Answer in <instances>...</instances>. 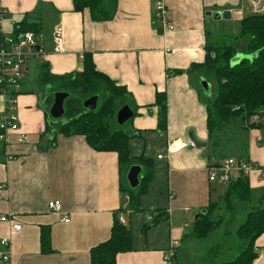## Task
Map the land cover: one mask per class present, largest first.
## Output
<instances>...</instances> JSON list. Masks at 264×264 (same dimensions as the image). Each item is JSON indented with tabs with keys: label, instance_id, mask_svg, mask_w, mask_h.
Here are the masks:
<instances>
[{
	"label": "crops",
	"instance_id": "1",
	"mask_svg": "<svg viewBox=\"0 0 264 264\" xmlns=\"http://www.w3.org/2000/svg\"><path fill=\"white\" fill-rule=\"evenodd\" d=\"M165 3L175 28L161 33L151 22L153 0H116L113 16L104 21L75 12L72 0H3L9 21L30 18L41 19L42 26L43 21L51 23L48 37L35 38L38 60L46 61L52 73L80 71L83 55L90 53L97 70L126 87L137 106L131 125L138 134L128 142L130 155L152 160V177L139 197L140 208L126 209L117 154L94 150L81 135L58 134L53 145L47 144L44 112L36 90L24 88L23 77L17 115L24 140L5 147L0 143V216L21 225L12 232L10 222L0 220V238L10 239L17 264H89L90 248L108 237L116 213L131 231V248L116 255V264H168L162 257L170 242H181L188 219L208 206L216 182L208 180L206 168L224 157L207 154L211 141L205 125V91L193 65L204 61L207 33L218 21L206 13L233 9L231 18L240 21L235 9L242 0ZM56 25L63 29V53L54 51L51 34ZM162 91L167 105L164 129L159 128V107L153 105L156 93ZM244 131L248 158L260 167L248 174L250 189L260 194L263 133L259 128ZM188 133L203 145L194 144ZM4 150L14 158L7 160ZM232 150L240 153L242 146ZM52 200L60 201L58 211L48 208ZM149 209H160L167 218L155 227L147 224ZM64 217L69 220L63 221ZM41 227L49 232L50 252L40 250ZM254 244L257 255L251 264H264V232Z\"/></svg>",
	"mask_w": 264,
	"mask_h": 264
},
{
	"label": "trees",
	"instance_id": "2",
	"mask_svg": "<svg viewBox=\"0 0 264 264\" xmlns=\"http://www.w3.org/2000/svg\"><path fill=\"white\" fill-rule=\"evenodd\" d=\"M75 12H86L92 20L110 19L116 7V0H72ZM42 28L41 19L23 18L14 25V31H32L35 34ZM204 61L193 65V71L207 80L210 93L204 94L206 108V129L210 140L214 131H219L229 121L239 118L244 128L264 130V14L246 15L239 21V31L235 34L212 35L207 33ZM244 57L233 66L230 60L236 54ZM209 78H212L211 83ZM38 98L44 103L45 131L48 143H55L56 135L65 137L81 135L86 143L97 151H112L117 154L118 172L120 175V192L126 198V209L137 210L139 197L145 193L152 177V160L143 154L130 155L129 140L138 134L131 121L119 125L116 112L123 105H129L134 116L137 114L132 95L125 86L117 84L108 75L96 69L90 53H85L82 69L65 74H54L46 61H40L36 79ZM201 89V88H200ZM56 91H65L69 97L65 100V113L60 118H52L48 108ZM98 95V105L93 111H86L82 101L90 95ZM153 105L160 111L159 128L166 126V95L157 92ZM259 120L253 122L252 118ZM264 132V131H263ZM212 141V145H216ZM239 160L250 161L247 154V142L237 155ZM133 164L142 167L140 183L131 189L126 181V172ZM255 164V163H254ZM259 167V166H258ZM226 208H233L234 202L245 203L243 220L236 229V235L246 240L234 259L220 264H251L256 257L255 239L264 232V188L258 198V204H252V195L248 175L240 173L226 184L224 193ZM219 207L209 201L205 214L192 221L191 235L205 237L221 221L214 215ZM126 209H120L121 212ZM154 225L162 217L160 209L146 211ZM131 248L130 227L122 223L116 213L108 237L93 245L89 250V264H116V255ZM40 250L50 252L49 232L41 227Z\"/></svg>",
	"mask_w": 264,
	"mask_h": 264
},
{
	"label": "built area",
	"instance_id": "3",
	"mask_svg": "<svg viewBox=\"0 0 264 264\" xmlns=\"http://www.w3.org/2000/svg\"><path fill=\"white\" fill-rule=\"evenodd\" d=\"M250 10L251 15L264 14V0H244ZM240 16L243 15V9L236 11ZM8 12L0 0V97L2 99V109L0 111V143L5 147L11 141L16 140L23 142L24 135L20 132V126L17 115L18 96L23 89V77L26 71L25 65L31 59H38L40 56V48L32 31H14L16 22L10 20L13 30L7 32L4 29V21L7 19ZM151 22L158 32L164 33L175 28L174 23L170 19V11L165 0H153ZM54 51L63 53V29L61 25H56L53 30ZM264 118L263 116L261 120ZM257 117L252 118L253 122H257ZM14 135L16 138L13 139ZM168 152L172 150L168 145ZM7 160H12L14 156L4 150ZM161 155L159 156V158ZM260 168L251 161L239 160L238 157H228L216 164L207 166L206 171L208 180L220 184H227L231 179L236 178L240 173L248 175L251 170ZM264 168V167H263ZM263 169H261V175ZM60 201L52 200L48 202V208L53 211L60 209ZM148 219L151 216L147 215ZM124 223V219L119 217ZM1 221L10 222L12 232L19 231L21 225L8 219L6 216H0ZM63 221L69 219L64 217ZM180 242L171 241L168 250L163 255V260L168 264H178L175 259L176 250ZM0 264H17L12 258L11 242L8 237L0 238Z\"/></svg>",
	"mask_w": 264,
	"mask_h": 264
},
{
	"label": "rangeland",
	"instance_id": "4",
	"mask_svg": "<svg viewBox=\"0 0 264 264\" xmlns=\"http://www.w3.org/2000/svg\"><path fill=\"white\" fill-rule=\"evenodd\" d=\"M239 9H243L242 17L250 14V10L244 0H242V3L235 9V11ZM228 10L229 9H227L226 11ZM229 11H231L232 16L234 12L233 9ZM18 20L13 19L14 22ZM42 24L43 26L41 31L36 33L35 36L38 41L41 40V36L48 37L50 32L49 29L51 27V23L47 22L44 25L43 21ZM214 25L216 26L210 28L212 35L235 34L239 31V21H237L234 17L230 19H227V17L222 18L215 22ZM3 26L7 32H11L13 30V25L10 23L8 18L4 21ZM51 37H53V33L51 34ZM39 62L40 60L38 59H31L25 65L28 68V71L24 75V88H26L27 91H30L34 88V90H36V96L40 94L39 92H37L38 89L35 88L38 74L37 65L39 64ZM209 80L211 83L213 82L212 78H209ZM37 100L40 103L39 108L43 111L42 104L44 103V101L42 102L38 97ZM128 123L129 122H126L127 125H129ZM261 131L263 133L262 140L264 143V130ZM211 139V149L207 151V154H211L212 151L214 155L218 154V158L224 157L220 161L227 159L228 157L237 156L238 152L234 151L235 149L231 151V147L235 145H240L243 147L244 143L249 141V139L247 138V133L244 131L243 125L239 118H235L229 121L219 131H214V133H212ZM212 141L215 143L217 141V146L212 145ZM216 158L212 157L211 159L217 160ZM254 170L257 169H253L251 171ZM262 174H264V170L262 171ZM262 177L264 176L261 175V178ZM215 184L216 185H212L213 190L211 189L212 193H210L209 201L219 204V207L214 209V215H218L217 218H219V221L221 222L218 226H215L213 230L209 232L205 237L197 238L190 234L192 221L194 220L195 215H197L196 211L187 221V224H189L186 226L188 232L185 236H183L180 242V246L177 250V255H175L177 259L176 261H178L179 264H220L223 261L234 259L235 256L239 253V250L245 245L246 240L244 241L237 237L236 229L243 220L246 204L242 202H234V204L232 205L233 208H226V202L223 198L226 190V185L220 183ZM251 195L252 204L257 205L258 198L260 196L259 191L258 193H256V191L251 190ZM147 215L148 214H145L146 218ZM147 224H151V221H148ZM158 224L160 223L155 224L154 227Z\"/></svg>",
	"mask_w": 264,
	"mask_h": 264
},
{
	"label": "water",
	"instance_id": "5",
	"mask_svg": "<svg viewBox=\"0 0 264 264\" xmlns=\"http://www.w3.org/2000/svg\"><path fill=\"white\" fill-rule=\"evenodd\" d=\"M208 16H211L214 20H220L222 18H226L230 19L231 18V11H208L206 13ZM244 57V55L238 53L236 54L231 60H230V64L233 66L234 64L238 63L240 61V59H242ZM199 82L201 84V87L204 89L205 93H210V83L205 80L203 77L199 78ZM69 97V93L65 92V91H56L53 94V99L52 102L48 108V114L52 117V118H60L64 115L65 113V100ZM98 105V95L94 94V95H90L87 98H85L82 101V106L86 111H93L97 108ZM134 117V111L133 109L125 104L122 107H120L117 112H116V121L119 125H122L130 120H132ZM190 140L196 144V145H200L202 146V143H199L198 141H196L193 137L191 133H188ZM142 171V167L137 165V164H133L129 167V169L126 172V181L128 186L131 189H136L140 183V174ZM206 213V209L201 210L197 215H195L194 219H196L199 214H205Z\"/></svg>",
	"mask_w": 264,
	"mask_h": 264
}]
</instances>
